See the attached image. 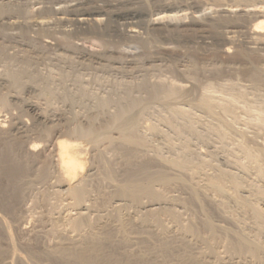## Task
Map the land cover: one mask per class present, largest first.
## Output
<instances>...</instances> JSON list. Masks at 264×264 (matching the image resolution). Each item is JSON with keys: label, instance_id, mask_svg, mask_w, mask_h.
<instances>
[{"label": "bare ground", "instance_id": "6f19581e", "mask_svg": "<svg viewBox=\"0 0 264 264\" xmlns=\"http://www.w3.org/2000/svg\"><path fill=\"white\" fill-rule=\"evenodd\" d=\"M43 1L41 3H43ZM38 2L39 1L36 3L38 4ZM52 4V9L50 8L49 11L47 10L48 12L45 10L47 15L37 16L36 18L38 19L33 22L42 29L46 26L52 28L50 25L53 23L50 21H52L53 18L50 19V15L54 16L57 21L61 22V37H58L61 44L57 43L58 38L54 33L51 35L50 33H47V35L50 36H45L42 41V46L45 50H56L57 48V52H63V54H60L61 52L59 53L61 58L58 59L57 62L55 61V64L52 63L54 66L58 67L61 79H59V81L57 80V82L52 74H43L40 70L41 65L43 66L45 64L46 69L48 66L47 58L43 56L44 50L33 51L34 55L32 54L33 56L31 57L35 60H31V63L14 65L11 68H8L9 66L7 65L8 67L5 72L0 75L1 107H10V104L13 102V105L18 107L21 113L25 115L29 114L34 122V125L29 127L24 122V119H22L23 117L19 118L13 123L14 134L2 132L3 134L1 133L0 135V174L3 175L6 180L5 186L0 184L1 207L5 208L7 212L9 211L13 213L16 203L21 201L23 196L25 197L24 193L27 192L25 190L28 185L27 181L29 172L32 163H34V158L36 159L37 157L36 147L38 146L34 145L36 142L39 143V141H47L49 143L48 149L52 150V155L55 154V158L57 159L54 162V165L58 173L57 176H59L60 179L56 176L55 177L57 178V181L61 182L57 189L61 190L60 192L67 193L65 195H67V197L69 196V204L74 208L72 210H76L77 212L75 218H71V214H68L70 216L69 219H71L68 222L71 224L67 222L71 225L70 227L72 231L76 233L74 235H77V237L74 236L76 237L75 240L73 239L74 241L68 239V242L71 240L68 244L67 242L64 243L66 240L64 241L63 239L70 236V234L63 238L60 236V242L58 240L57 245L52 249L50 248V250H48L49 252L47 251L48 254L44 252L49 258L52 257L59 261H69L72 264H145L146 262H150L145 260V256L155 255L160 257V262H153L155 260L153 258V263L151 262L150 264H172L173 261L176 262L175 264H210V258L215 257V249L212 247L214 245H209L211 240L208 241V237L206 238L204 237L205 235H202L205 231V233L208 232L211 235V239L212 237H216L219 232H221L220 234L224 232L225 236L227 235L229 237L226 236L229 240H227L228 242L226 241L227 244H225L227 247L225 248H228L227 250H229L231 256L230 260L224 262H218L217 260L218 264H261L262 257H264V246L252 240L253 238L251 239L250 237H247V235H244L241 230V233L238 232L237 234L234 229L232 232L230 229L223 230L222 228H218L219 226L216 227L217 225L215 226L211 224L207 215H204L201 207V203L207 201L205 196L201 193L200 189L198 191L194 189L196 187L191 188L189 184L187 185L185 183L183 180V171L187 172L191 164L195 163L197 160L195 157L196 155L194 154V147L192 146V148L188 143L192 138L190 139L188 137L190 140L187 141L184 135L187 133L193 138L198 135L196 130L189 123L190 118L187 119L190 113L188 112L187 114L185 111H193L194 108L201 107L205 112L210 114L213 113L214 109V100L211 102L210 100L208 101L204 100L205 98H201L194 101L196 103L193 104L194 102L190 101L192 98L190 100L187 99L190 94L195 93L194 91L199 87L196 83L194 84L191 81L194 80L193 78L200 77V74H207L209 77L210 75L212 76V71L210 72L205 68L201 69L200 66L203 68V64L206 61H211L213 57L207 58L206 56L208 55L205 53V55H203L202 53L211 52L210 55L218 54L222 59H226V62L231 63L232 61L228 60L231 58L233 52L236 51V48H241L239 53L264 54V0H54ZM181 13H183V17H180L179 19ZM157 16H164V18H160L161 20L157 22L155 21V17ZM6 19L13 24L16 23V21L18 22L17 16H9ZM176 19L180 21L178 24L175 22ZM187 19L189 21H187ZM51 28L49 29L51 30ZM54 32L56 33V31ZM71 39L81 42L82 45H87L88 43L98 44L101 48L102 46L107 48V51L102 53L101 57H98L101 62L96 61V65L102 67L104 72L108 71L111 75H116L114 76L115 78L118 76L124 79V81H120L119 83L116 81L118 84L113 85L111 89L107 88L110 90L104 95L102 93H99L100 95L97 94L98 92L96 90L98 87L95 86L96 84L94 85L96 87L94 90L97 93L91 88V90L86 89L84 84L81 83V79L80 81L78 80V77H82L79 73L83 70L89 71L91 68H88V66L91 67L92 65L87 64L88 66L86 68L84 67L86 65H81L82 62L80 63L81 67L68 63L69 56L67 55L69 52H72L70 50V46L72 45ZM124 54L132 57L141 54L140 56H143V59L145 57L149 58L150 63L147 64V60L141 64L138 62L139 64H135L137 66L129 69V67H126V63L124 64L120 61L122 60L121 56ZM73 55H75V53ZM57 57L59 56L57 55ZM67 63L69 65H67ZM97 66L96 68H98ZM168 68L171 69L170 71L175 72L174 74H178L180 77L178 79H180L185 87L191 86V89L183 92V89L182 91L178 90L180 87L174 89L173 87L171 88V86H166L157 81L154 83L151 82L150 78L157 73L162 74ZM233 69L231 65L226 64L225 71L234 74ZM51 71L52 70H50V72ZM263 73V69L262 72L261 70L255 72L252 70L249 75H251V79L255 84L262 85L264 82ZM72 77L73 80H69ZM118 77L116 79H118ZM203 78L206 79V77ZM136 79L140 80V82L138 81L139 83H137ZM132 80H135L136 84H134L135 82L131 83ZM127 81L129 82L126 83ZM121 82H124L125 84H122ZM179 83L180 82H178V84ZM59 90H62L63 92L62 95L65 99L64 101L70 103L72 109L70 110V112L72 111L71 113L56 112L54 109L45 110V108H43V105H46V107H48L47 105H49V107L51 106L54 101L53 99ZM192 91L193 93H191ZM178 97H180V99L184 97V100L180 104V99L177 100L179 101L178 103L175 102L176 104L171 103L172 99H178ZM154 106L156 109L158 106H164L172 111L171 114L173 115H171L170 118L165 119L166 124H164L167 125L166 128L168 127L170 132L176 135V138H179V141L180 139L183 141L182 149L180 148L181 155L177 157L173 156V158L171 156L170 160L167 161L166 158V161L178 171L174 184L176 182L180 187L179 189L186 190L187 193H189L185 199L176 197L177 195L173 196L171 193L168 196L165 195V190L168 189L167 185L171 187L170 184L173 183H164L167 178L166 176L168 175L166 170H153L154 164H151L148 160H138L141 159V157L139 158L138 156H140V153L146 148V141L141 135L139 136V133L135 132V129L139 122V116L141 117L143 113L145 115L146 110H150L149 108ZM78 108L79 110L76 112V109ZM110 108H115V112L113 110L114 113H110ZM80 109L85 111L83 115H80V113L78 114V112L81 111ZM177 109L180 110L178 111ZM229 109L231 108L224 107V112L226 111L227 115L228 111H230ZM150 115L152 116L153 114ZM186 115L187 117H185ZM1 128L2 124L0 122V130ZM169 131L168 134L166 133L167 135L170 134ZM32 136H35L38 140H32L33 142L30 143V147L28 146L29 148L24 149L25 143H27ZM170 136H167V138ZM198 138L199 137L195 139ZM60 140H66L69 145L84 144L83 141L87 142L86 147H89L88 145L92 147L95 163L99 169L106 161L101 150L103 145L111 147L112 145L117 144L123 147L122 152L125 158L124 178L127 180L143 181V186L138 185L139 187H134L136 189L133 192L121 187L120 184L118 187H115V192H112L114 197L111 195V200L115 203L113 211L108 212L105 210L103 212L102 209H99L100 205H98V203H95L94 206L87 205V201L93 197L90 194L92 191L89 188L90 185H88V181L96 171L90 165L91 168L87 167L82 172H77L74 179H68L61 171L58 163ZM211 144L212 143H210V145ZM241 146L242 145H240V147ZM192 150H194V153ZM77 151L81 150L69 149L70 154ZM244 152L247 159L256 164L263 158V155L261 156L256 153L253 154L251 150H245ZM84 153H86L85 148L81 154L85 155ZM52 157L49 159H52ZM43 162L44 163L41 162L43 164L42 167L39 170L37 169V179L39 180H45L51 174V163ZM151 162L153 163V160ZM197 163L198 162H196V164ZM229 163L230 161L228 164ZM196 164L193 166H196ZM199 164L201 163H198V166H196L197 168H200ZM215 166H220V164L218 165V163H216ZM221 166L218 167V177L209 180V187H211V189L213 188L215 193H219L218 196L222 193L226 194L225 180H228L233 185L232 189L234 188V194L235 192L238 193L237 190L241 187V183H243L241 181L247 176L246 171L249 170L242 165V169L237 168L239 172H230L227 168L224 169L221 168ZM231 166L228 165L227 167ZM260 172L261 175L262 171L260 170ZM249 178H251V176ZM111 180L114 182L112 178ZM158 183H162L160 185H163L164 183L165 187L160 186L161 188L167 187L166 189L163 188L164 192H159L154 188V185ZM174 186L178 187L176 185ZM174 186L172 185L171 188L169 187L167 192L173 190ZM257 192L259 193L260 198L264 196L263 187L260 188L259 186ZM259 195H257V197ZM244 197L245 196L237 197L236 201L245 209L253 212V217H255L258 226L261 227L262 222L264 221V214L261 212L262 210L255 207L251 201L249 202L247 197ZM145 198L149 201L146 205L142 203V200ZM107 199H109V197ZM262 199L264 201V197ZM104 200H106V198ZM90 201L93 203L94 199ZM96 201L99 202L100 200L97 199ZM108 201L110 200H107V202L104 201L103 204L105 205ZM104 208H106V206H104ZM127 208L135 209L134 212L139 213L141 216L138 218L136 213H130L127 216V213H123V210H126ZM177 208L183 210L189 209L192 212L196 211L195 215L197 218L198 214V219H195L196 221L191 220L190 223H185V225L184 222L182 223L180 215L177 212L179 209ZM185 213H187V211ZM93 214H95L94 216L96 217L92 220L90 219V216ZM163 215H167V217L171 219L173 223L172 230H167L163 226L161 219V216ZM136 217L139 219L140 230L142 228L144 231L140 232L145 234L144 237L141 234L142 242L140 240H137V242L140 241L142 244L145 243V245H143L145 246V250L142 251V253L144 252V255L145 253L146 255L142 256V254H140L141 252H138L141 256L139 254L135 255V252L131 255L132 252L127 253L128 251H126V253L119 252L122 254L124 253V255L119 256L118 248L114 249L113 252L111 249L113 246V248H115L129 244L131 233L133 231L135 233L138 230V228L135 227L138 224H136V222V225L133 224V221L138 220ZM65 219L66 218H64V220ZM69 219L67 218V220ZM2 224L3 220H0V225L3 229ZM84 227H87L89 232L86 235H81V230L85 229ZM154 230L159 232L155 233L156 231ZM135 235H137V233H135ZM72 236L71 238H73ZM6 237L11 244V237L7 232ZM192 243H196L198 246L201 245L202 247L203 245H206L209 254L201 251V246L195 248V250L199 249L196 251L197 253L193 248L192 251L195 252V254H193L191 248L197 245L190 247V244ZM128 248L129 247L126 249L128 250ZM12 249V252L10 251L8 253L16 255ZM1 250L2 253H0L3 254L4 249H0V251ZM31 250L32 249H30V251ZM116 250L118 254L115 252ZM3 257H5V255H3ZM235 259H241L242 262L239 261L240 263H238V260L236 261ZM2 261L3 260H1V262Z\"/></svg>", "mask_w": 264, "mask_h": 264}, {"label": "rangeland", "instance_id": "374dc122", "mask_svg": "<svg viewBox=\"0 0 264 264\" xmlns=\"http://www.w3.org/2000/svg\"><path fill=\"white\" fill-rule=\"evenodd\" d=\"M37 1H39L38 4L36 3ZM42 1H40V0H35V1H33V0H0V36L2 37V38L0 37V72H1L0 75H2L5 72V70L8 66H9L8 68H11L14 65H23V64L31 63L32 61L35 60L34 58L32 59V57H31L34 55L33 51L36 52V51L44 50L43 56L47 58L48 66L46 69V65L43 63L44 67L41 65L40 70L43 72V74H52L55 81H57V80L59 81V79H61L60 75H59L58 67L54 66L53 64H55L57 62V60L61 58L59 53L61 52L60 54H63V52L62 51L57 52V48H56V50L55 49L45 50L44 47L42 46V44H43L42 41H43V38L45 36H50L53 33L57 38L59 36L61 37V35H60L61 31L60 30L62 29V25L60 24L61 22L57 21V19L52 15H50L51 17L49 16L50 19L53 18L52 21H50L51 23H53L50 25V26H52V28L49 26H46V27H44V29H42L35 22H33V21L38 19V18H36L37 16L39 17L40 15H44V16L47 15L46 12H48L50 10V8L53 6L52 3L54 0H48V1L44 0L43 3H41ZM44 2H46V3H44ZM27 4H29V5H27ZM45 10H46V12H45ZM41 12H42V14H41ZM209 13H210V11H209ZM9 16H17L18 22L16 21V23H14V24L8 22L6 18ZM162 17L164 18V16L155 17V21L158 22L159 20H161L160 18H162ZM180 17L181 18L183 17V13H181V16H179V19H180ZM156 19H158V20H156ZM187 21H189V20L187 19ZM175 22L178 24L180 21L176 19ZM31 23H32V25H31ZM47 27H48V29H47ZM49 28H51V30ZM38 29L40 32L38 31ZM42 31H45V32H42ZM50 31H52V32H50ZM54 31H56V33ZM57 31H59V32H57ZM47 33H50V35H47ZM59 40L60 39L58 38L57 43L61 44V42ZM71 44H72L71 46H73V47L70 46V50L72 52H69V54L67 55V56H69L68 63L74 64L76 66L78 65L80 67H81V65H83V66L86 65V66H84L86 68L88 66L87 64L92 65L91 67L88 66V68H91V69H89V71L83 70L79 73V75H82V77L78 75L80 77V78L78 77V80L80 81V79H81V83L84 84L86 89L89 90L91 88L95 93L98 92L97 94L102 93L104 95L106 92H108L113 87V85L118 84L120 81H124V79H122L118 76H117L118 79L120 78L122 80L116 79L117 77L116 78L114 77L116 75H113V74L111 75V73H109L108 71H105L106 72L105 73L103 71L102 67H98L96 65V61L101 62V60L98 57H101V54L105 53L107 51L106 50L107 48H105L103 46L101 48L100 46H98V44L96 45V44H89L88 43L87 45H82L81 42H78L77 40L75 41V39H71ZM88 48H91V49H88ZM237 49L238 48H236V51L233 52V54L231 55V58L228 60V61H232V63L226 62L227 60L224 58L222 59L221 57H219L218 54H216V55L211 54L210 55L211 52L210 53L209 52L208 53L207 52L202 53L203 55H205V54L208 55V56H206L207 58L213 57L211 61H206L205 62L206 64L205 63H204L205 65L203 64V68H202V66H200L201 69L205 68V69L209 70L210 72L212 71L211 72L212 76L210 75V77H209V75H207V74H206L207 76L200 74L199 75L200 77L193 78L194 80H191V81L194 84L196 83L199 87L194 91L195 93H193V91H192L191 93H193V94H190L189 98H187V99L190 100L192 98L193 100L191 99L190 100L191 102L197 101L201 98H203V99L205 98L204 100H208V101L210 100L211 102H213L212 100H214L213 103L217 107H215L213 105V107H214L213 113H210V114L205 112L204 109H202L201 107H196V108H194L193 111H191V110L185 111L187 114H188V112L190 113V115H188L189 117L187 119L190 118L189 123L196 130V132L199 135V136L198 135H196V136L199 138L195 139V138H197L196 136L193 138L190 135H188L187 133H185L184 137L187 139V141H189L192 138V140L190 141L191 143L190 142H188V143L191 147L192 146L194 147V148L192 147L193 149H195V151L192 150V152L193 151L195 152V153L193 152L196 155V156L195 155L194 156L198 160V161L196 160V162L201 163L203 165L199 164L200 168H197L196 166H198V163L197 164H196V162L192 163L191 166H193L194 164H196V166H193V167L190 166L189 170L188 171L186 170L187 172L183 171V174H184L183 180L185 181V183L187 185L189 184V186H191V188L196 187L194 189H196L198 191L200 189L201 193L205 196L207 201L202 202L201 207H202V211H203L204 215H207L208 220L211 224H213L215 226L217 225L216 227L219 226L218 228H222L223 230H226V229L229 230L230 229V231H232L234 229L237 234H238V232L239 233L242 232V233H244V235H247V237H250L251 239L253 238L252 240H254L258 244L264 246V221H263L264 218L262 220L263 221L262 226L259 227L257 222H256L255 217H253L254 216L253 212L245 209L242 205H240L239 202L236 201L237 197L245 196V197H247V200L249 199V202L251 201V203H253V205L255 207H257L258 209L262 210L261 212L264 214V201L262 199L264 196L260 198V195L257 192V189L259 188V186H260V188L261 187L264 188V179H263L264 178V173H263L264 172V170H263L264 169V152H263L264 151V131H263L264 130V85H263V83L264 82L262 83V85L261 84H255V82H253V80L251 79L252 78L251 75H249V74H251L252 70L254 72L259 71V70H261V72H262V69L264 70V56H263L264 54H261V53L260 54H248V53L245 54L242 52L239 53L241 51L240 50L241 48H239L238 50ZM53 51H54V53H53ZM74 53H75V55H73ZM55 54H56V56H55ZM57 55L59 57H57ZM140 55L141 54L135 55L134 57H132V56H127L124 54L121 56L122 60H120V61H122L121 63H124V64L126 63L125 65H126V67H129V69L137 66L135 64L138 62L141 64L142 62H146V60H147L148 62H146V63L147 64L150 63L149 58L145 57L143 59V56H140ZM48 57H49V59H48ZM131 58H133V59H131ZM90 59L92 60V62ZM49 60H50V64H49ZM133 61H135V62H133ZM218 61H220V62H218ZM81 62H82V64L80 65ZM68 63H67V65H69ZM93 64H94V68H93ZM226 64L231 65L232 69L234 67V69H233L234 74L232 72L230 74V72L228 73V71H225ZM261 64H263V65H261ZM96 66L98 68H96ZM200 67H199V69H200ZM235 67H236V69H235ZM49 68H51V69H49ZM50 70H52V71L50 72ZM170 70L171 69L168 68L162 74H159V73L155 74L152 78H150L151 82L154 83L155 81H157L158 83H162L166 86H171V88L173 87L174 89L177 87L178 88L180 87L178 90L182 91V89H183V92L191 89V86H188L189 88L186 86L187 87L186 88L184 86V84L181 83L180 79H178V78H180L178 76V74L176 75V74H174L175 72L170 71ZM97 73L99 76L97 75ZM213 73L215 76L213 75ZM96 76H98V77H96ZM110 76H111V78H110ZM201 76L206 77V79L201 77ZM102 77H103V79H102ZM91 78H93V79H91ZM69 80H73V77L70 78ZM103 81H105V82H103ZM116 81L118 83H116ZM138 81L140 82V80L136 79L137 83H139ZM128 82L129 81H127L126 83H128ZM133 82H135V80L131 81V83H133ZM136 82L134 84H136ZM178 82H180V83L178 84ZM121 83L123 84L124 82H121ZM207 83H208V86H207ZM94 85L96 87H98L96 90L97 92L94 90L96 88ZM108 86H111V87H108ZM107 88H110V89L108 90ZM100 89H104V90L106 89V90L104 92V90H100ZM99 91H101V92H99ZM59 92L56 94L55 98L53 99L54 101L50 106L51 108L49 107V105H47L48 107H46V105H43V108H45V110L54 109V110H56V112L71 113L72 111L70 112V110H72V109H71L70 103L67 101H64L65 99L62 95V93H63L62 90L61 91L59 90ZM191 95H193V96H191ZM183 98H181V99H180V97H178V99L174 98V99H172L173 101L171 100V103L176 104L180 101L179 102V104H180L184 100ZM208 98H210V99H208ZM177 100H179V101H177ZM195 103L196 102H194L193 104H195ZM13 104L14 103L12 102L10 104V107L9 106H7V107L2 106L1 107V105H0V122L2 124V128L0 130V135L2 132L14 134V132H13V125L14 124L13 123L17 119L22 118V117H23L22 119H24V122L26 123L27 126L32 127L34 125L32 117L29 114L25 115V114L21 113L20 110L18 109V107L14 106ZM159 107L161 108L162 106H158L157 109L155 106L151 107V108H149L150 110H148V109L146 110L145 115L143 113L141 117L139 116V122L137 123V127L135 129L136 130L135 132L139 133V136L141 135V137H143L145 139L146 148L144 149V151L142 153H140L141 155L139 154L140 156H138V157L139 158L141 157V159H138V160H140V161L141 160H143V161L148 160L151 164H154L153 170L154 169L155 170H157V169L162 170L163 169L162 171L166 170L168 175L166 176L167 178L165 179L164 183L169 182V184H170L173 182L172 184H170L171 187H172V185L178 186L176 184V182L174 184V181H176L175 178H176V174L178 173V171H176V169H174L172 166H170L167 161L170 160L171 156L173 158V156L177 157V156L181 155L180 152L182 149L183 141H181L182 139H180V141H181L180 142L179 138H176V135L173 134L172 132H170L168 127L166 128L167 125H165L166 124L165 119L170 118L171 115H173V114H171L172 111L169 108H166L164 106L162 108L167 109V110H164L162 108L160 109ZM224 107L225 108H227V107L231 108V109H229L230 111H228V115H227L226 111H225L226 113L224 112ZM114 109L115 108H113V109L110 108V110H109L110 113L113 112ZM78 110H79V108L76 109V112ZM80 110L81 111H79L78 114L80 113V115H83V113L85 111H82V109H80ZM177 110L179 111L180 109H177ZM114 112H115V110H114ZM150 114H153V115L151 116ZM185 117H187V115ZM229 127H230V129H229ZM159 129H161V130H159ZM227 129H229V130H227ZM168 131L171 134V136H170V134L167 135ZM218 134H219V136H218ZM167 136H170V137L167 138ZM166 139H167V141H166ZM32 140L37 141L38 138H36L35 136L34 137L32 136V138L29 139L27 141V143H25L24 149H27L30 147V143L33 142ZM47 143H48L47 141H45V142L39 141V143L36 142V144L34 145V146H38V147H36V152H37L36 156L37 157H36V159L34 158V160H33L34 163H32V167H31V170L29 172L28 181H27L28 185L26 186L27 188L25 190L27 192L24 193L25 197L23 196L21 201H18L19 203L18 202L16 203L14 212L13 213H11L9 211L7 212V210H5V208L1 207L2 205H0V220H3V224H2L3 229H2V226L0 225V227H1L0 230L2 231V232L0 231V237L2 238V239L0 238L1 239L0 240V249H4L3 254H1L2 250L0 251L1 252L0 256L2 255L0 257V259L3 260L2 262L4 264H72L69 261H59L57 259L55 260V258H52V257L49 258L45 254V253L48 254V252H49L48 250H50V248L51 249L54 248L57 245L58 240L60 242V239H61L60 236H62V238H63L64 236L66 237V235L68 236L70 234V236L63 239L64 241L66 240L65 242L64 241L63 242L64 243L67 242L68 244H69V242H71V240L74 241L75 238L77 237V235H74L76 233L72 231V229L70 227L71 225H69L71 223L68 222L71 220V219H69L70 216H71V218H75V216H77L76 215L77 212H76V210H72L74 208H72L69 204V202H70L68 199L69 196L67 197V195H65L67 193L60 192L61 190L57 189L61 183V182L57 181V178H56V177H58V179H60L59 176H57L58 173H57V171L55 169V165H54L55 164L54 162L57 159L55 158V154L52 155L53 154L52 150L48 149L49 143H48V145H47ZM83 143H84L83 145H85L84 148H85L86 153H84V154L87 157V167L91 168V166H92V168L95 169V171L97 172V173L95 172V174L88 181L89 182L88 185H90L89 188L92 191V193L90 192V194H91V196H93V197L90 196L91 197L90 200L94 199V201L92 203V201L89 200V201H87L86 204L89 206H91V205L94 206L95 203H98V205H100L99 209H102L103 212L105 210L108 212L113 211L114 210L113 207H115V203H113L114 201H112L111 198L113 196L112 192H115L114 191L116 189L115 187H118L120 184L121 187H124L125 189L129 190L130 192H133L136 189L134 187H139L138 185L143 186L144 182L143 181H136V180H127L124 178V175H125V172H124V170H125V158H124V155L122 152L123 147H121L117 144L112 145L111 147H107L106 145H103L101 150L103 152V156H104L106 161L102 165V167L99 169V167L96 166V163H95L94 154L92 152L93 151L92 147H90V145H88L89 147H86L87 142L83 141ZM210 143H212V144L210 145ZM193 144H195V145H193ZM240 145H242L241 146L242 148L240 147ZM145 150H146V152H145ZM245 150H249V151L251 150V152L253 154L256 153V154L261 155V156L263 155L262 156L263 158L259 162H257V164L255 162H250V160L247 159V157L245 156V152H244ZM49 155H52L53 157L49 156ZM50 157H52V159H49ZM219 157H221V158H219ZM239 157H241V158H239ZM166 158H167V161H166ZM211 159H213V160H211ZM42 160L45 162L51 163V174L45 180L37 179V172L42 167V165H43L42 163H44ZM152 160H153V163L151 162ZM228 160L230 161L229 164H228V162H229ZM216 163H218V165L220 164V166L222 165L221 168H224V169L227 168V170L230 172H239L238 169H242V165H244V168H247V170H249V171H246L247 176L241 181L243 183H241V187L239 188L240 190L239 189L237 190L238 193L235 192V194H234V190H233L234 188L232 189L233 185L228 180H225V186H226L225 191H227L226 194L224 193L225 195L222 193V194H220V196H218L219 193L218 194L215 193V191H213V188L211 189V187H209V185H210L209 180L215 179V177H218V175H219L217 173H219L218 167H220V166H215ZM231 164H232V166H231ZM209 165L211 166V168ZM228 165L231 167H227ZM215 167H217V168H215ZM260 170L262 171L261 175H260V173H261ZM250 176H251V178H249ZM111 178L114 180V182H112ZM164 183H163V185H160L162 183H158V184H156L157 186L154 185V188L159 192H164V189H166L167 187L169 189V187H170L169 185H167V187L164 188L165 187ZM0 184L3 186L6 185V180H5L4 176L1 174H0ZM160 186L161 187L164 186L163 187L164 189L161 188ZM255 186H257L258 188ZM179 188H180L179 186L178 187L174 186L173 190L168 191V192H167L168 189H166L165 195L168 196L171 193V195H173V196L177 195L176 197H181L182 199L183 198L185 199L189 193H187L186 190H181ZM253 189L256 191H254ZM257 195H259V196L257 197ZM108 197H109V199H107ZM105 198H106V200H104ZM97 199L100 201L99 202L96 201ZM107 200H110V201H108V203H106L104 205L103 202L104 201L107 202ZM210 201H211V203H210ZM100 202H102V203H100ZM148 202L149 201L146 200V198L144 200H142V203L145 205L148 204ZM104 206H106V208L108 210L106 208H104ZM177 209H179V208H177ZM134 211H135V209H133V208H130V209L127 208L126 210H123V213L124 214L127 213L126 215L128 216V214H130V213L135 214L136 212H134ZM186 211H187V213H185ZM177 212L179 213L180 218L182 220V223L184 222V224L185 223L187 224L188 222L190 223L191 220L196 221L195 219H198V214H197V218L195 215L196 211H194L195 212L194 213L189 209L188 210L187 209H184V210L179 209ZM68 214L69 215L71 214V215L69 216ZM136 214H137L136 216L138 218L141 216L139 213H136ZM192 214H193V216H192ZM94 215L95 214L91 215L90 219L93 220V218L96 217ZM60 216H61V219H60ZM62 217L66 218V219L64 220V218H62ZM67 218L69 220H67ZM136 218H135V220H136ZM161 219H162L163 226L167 230L173 229V223H172L171 219L169 217H167V215L161 216ZM133 222H134L133 224H135V222H136V224H138L137 226H135L138 228V230H137V232H135V233H137V235H135L134 231L132 232L133 235L131 233L129 244L126 245L127 247H129L128 250L126 249L127 248L126 246H120L122 250L120 249V247L113 248L114 247L113 246L111 249L112 252L114 251V249L118 248L119 249L118 253L119 252H125L126 253V251H128L127 253L132 252L131 255L134 254L133 252H135V255L139 254L140 252H141L140 254H142V256L146 255V253H145V255H144V252L142 253V251L145 250V248H144L145 246H143V245H145V243L144 244L140 243V241L142 240V238H141L142 235H143V237L145 236V234H142L144 231L142 230V228L140 230L139 219L137 221H133ZM84 228L85 229L81 230V232L84 234L81 233V235H86L89 232V229H87V227H84ZM237 228H238V230H237ZM240 230H241V232H240ZM140 231H143V232H140ZM154 231H156V230H154ZM6 232L11 237V244L7 240ZM157 232H159V231H156L155 233H157ZM220 233L221 232H219V234L216 235V237H214V238L212 237V239H211V235L208 232L205 233V231H204V233H202V235H205L204 237H206V238L208 237L207 238L208 241L211 240L209 242V245L210 246L214 245L212 247H213V249H215L214 250L215 257L210 258V264H211L212 260H213L212 264H214V263L218 264L219 261L220 262L229 261L230 257H231L229 250H227L228 248L227 249L225 248V247H227L226 244L228 242L227 240H229L228 239L229 237L226 235L228 237L227 238L225 236L224 232L222 234H220ZM71 236L73 238H71ZM74 236H76V237H74ZM58 237H60V238H58ZM4 238L7 240V243H6V240ZM68 239H71V240L68 242L67 241ZM137 240H140V241L137 242ZM8 242H9V245H8ZM141 245L143 246V248ZM193 245H197V244L192 243V244H190V247ZM199 246H201V245H199ZM199 246L197 245L195 247H192L191 252L193 254H195V252L197 250H199V249L195 250V248H199ZM109 248H111V247H109ZM11 249L15 252L16 255H12V253H10V254L8 253L11 251ZM30 249H32V250L30 251ZM192 249L195 252H193ZM117 250L115 251L116 253H117ZM200 250L209 254L208 253L209 250H208V247H206V245H203V247L201 246ZM5 251L8 255L5 253ZM3 255H5V257H3ZM118 255L121 256V255H124V253L123 254L119 253ZM148 257H150V258H148ZM158 257L159 256H155V255L145 256V260L150 261L148 263L146 262L145 264H150L152 262L153 258L155 259V260L153 259L154 260L153 262H155V261L160 262V260H159L160 257L159 258ZM20 259H22L23 261ZM149 259H151V260H149ZM1 260H0V264H3L1 262ZM217 260H218V262H217ZM235 260L236 261L238 260L237 261L238 263L242 262L241 259H235ZM173 262H174V264L176 263L175 261H173ZM173 262H172V264H173ZM261 262H262L261 264L264 263V257H262Z\"/></svg>", "mask_w": 264, "mask_h": 264}, {"label": "clouds", "instance_id": "9594fccd", "mask_svg": "<svg viewBox=\"0 0 264 264\" xmlns=\"http://www.w3.org/2000/svg\"><path fill=\"white\" fill-rule=\"evenodd\" d=\"M84 147L83 144L69 145L66 140L59 141L58 163L61 171L68 179H74L77 172H82L87 167V157L81 154ZM70 148L81 151L70 154Z\"/></svg>", "mask_w": 264, "mask_h": 264}]
</instances>
